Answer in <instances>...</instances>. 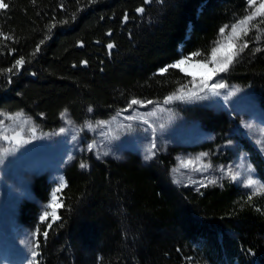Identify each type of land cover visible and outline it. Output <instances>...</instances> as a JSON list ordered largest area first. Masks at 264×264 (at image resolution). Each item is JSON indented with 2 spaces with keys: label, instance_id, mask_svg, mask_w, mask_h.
<instances>
[{
  "label": "trees",
  "instance_id": "trees-1",
  "mask_svg": "<svg viewBox=\"0 0 264 264\" xmlns=\"http://www.w3.org/2000/svg\"><path fill=\"white\" fill-rule=\"evenodd\" d=\"M6 2L0 30L13 39L0 38V120L3 112L20 110L48 130L63 122L65 110L80 122L108 118L133 98L158 103L190 87L191 75L160 69L197 51L201 55L192 58L207 59L219 29L250 7L247 0ZM138 7L145 12L137 13ZM254 32L263 36L257 40ZM244 40L248 48L223 78L252 91L264 109V30L253 28ZM20 57L25 64L13 67ZM187 110L215 133L196 148H213L235 122L225 109ZM241 144L264 181V158L246 137ZM178 152L171 146L149 162L133 151L122 159L89 157L85 169L80 159L68 164L61 219L48 229L46 242L40 236L42 263L264 264V193L249 199L231 181L178 184L171 175ZM45 185L38 174L33 190L42 202L48 200ZM38 212L36 202L25 201L20 219L32 225Z\"/></svg>",
  "mask_w": 264,
  "mask_h": 264
},
{
  "label": "rangeland",
  "instance_id": "rangeland-1",
  "mask_svg": "<svg viewBox=\"0 0 264 264\" xmlns=\"http://www.w3.org/2000/svg\"><path fill=\"white\" fill-rule=\"evenodd\" d=\"M258 3L259 0L257 6ZM254 7L250 6L248 12ZM260 29L264 30L263 24L260 25ZM254 33L256 36H263L262 32ZM228 34L229 29H226L223 37L220 35L217 41L223 44ZM240 40L237 41L238 44ZM183 57L189 58L185 67L196 76L195 80L191 76L190 87L177 92L184 99L169 103H164L163 100L151 104L141 100L144 101L143 104L133 105L131 108L127 106L108 118L95 120L90 118L82 122L73 119L70 112L66 111V115L62 117L63 122L52 130L43 129L32 115L24 111L2 113L3 124H0V130H4L9 136L19 133L22 140L17 144L0 139V264H30L32 259L30 241L34 242L31 234L37 227L43 232L46 224L51 222V218L44 222L39 218L50 202L51 193L56 188L59 177L63 176L67 182L65 167L76 159H80V163L82 161L87 163L89 168V157L122 159L128 152L133 151L145 162H149L154 156L148 160L144 157L148 154L147 148L151 140L155 139L157 147L153 151L156 153H166L169 147L178 146L177 160L171 168L172 178L178 184L200 187L221 185L231 181L250 194L253 190L244 187L242 181L251 175L253 179L264 182L258 176L249 152L241 144V138L246 137L264 158V134L260 132V129L264 128V109L255 94L237 84L227 82L223 78L224 73L215 75L208 82L209 87L201 88L200 77L207 75V70L190 66L207 59L196 60L192 56H182L179 59ZM212 67L209 62L208 68ZM221 80L225 87L219 89L220 95H213L211 84L219 83ZM229 93L234 94L229 95ZM191 106L228 110L235 118L229 136L213 148H196L202 143L213 141L215 133L204 128L200 121L195 119L196 117L189 114L187 108ZM128 116L140 117V119L129 120ZM144 120L148 123H144ZM99 121L109 123L98 127ZM88 123L92 124V129L86 127ZM245 124H251L252 128H246ZM128 125L131 127L129 128ZM61 128L65 129L63 133L60 132ZM258 140L261 143L258 144ZM93 142V151H81ZM3 148H8L10 151L5 154ZM105 152L107 155H104ZM201 153H208V156L196 159ZM69 156L72 157L71 160ZM241 157H244L243 161ZM181 160H190L192 164L184 167L180 163ZM241 163L244 167H237ZM248 164L253 166L254 173L246 171ZM202 165H209L207 171L195 170ZM228 165H232L234 173H240L237 180H232L219 171L221 166L227 169ZM41 173L46 177L45 187L48 193V200L44 202L40 201L33 190V181ZM212 179H216L217 182L210 184L209 181ZM263 193L264 189H261L253 196L259 198ZM58 195L62 201L63 190ZM25 201H33L39 205V212L32 225L25 224L20 219L22 204ZM37 251L40 252V247ZM38 259L43 264L41 255ZM198 264L207 263L198 262Z\"/></svg>",
  "mask_w": 264,
  "mask_h": 264
},
{
  "label": "snow or ice",
  "instance_id": "snow-or-ice-1",
  "mask_svg": "<svg viewBox=\"0 0 264 264\" xmlns=\"http://www.w3.org/2000/svg\"><path fill=\"white\" fill-rule=\"evenodd\" d=\"M33 2H35V0H33ZM151 2H152V0H145L146 4L151 3ZM161 2H162V0H161ZM247 3L249 6H255L251 12H248L246 15H244L243 17L238 19L236 21V23L232 24L231 26L224 25L223 27H221L219 29V33L222 37L225 33V30L229 29V34L225 38V42L223 44H221L220 41H217L216 46L210 49V55L208 56L207 60L200 61L197 64L190 66V67H196V68L207 70L208 74L200 77V87L201 88L209 87L208 82L210 80H212L215 75L227 72L229 70V67L232 65L233 61L236 59V57L239 56V54L241 52H243L245 48H248L249 42L247 40H244L240 44L237 43V41H239L241 39V37L248 36L253 28H255L257 31H261L260 25L264 24V0H259L258 6H257V0H247ZM8 8H9V3H7L6 0H0V9L6 10ZM136 12L137 13H144L145 8L144 7H138L136 9ZM128 18L129 17L127 16V14H125V16L123 17L124 21H127ZM253 21H256V23L253 24L252 23ZM52 27H55V24H53ZM0 38H2L5 41L13 39V37L10 34H6L2 30H0ZM256 39L258 40L259 36H257ZM41 43H43V41H41ZM107 47L109 49H111L114 47V45L110 43L107 45ZM36 51H39V46H37ZM255 51H260V49H255ZM200 55H201V53L199 51L192 53V56H200ZM188 60H189L188 57H183V58L177 60L175 63L168 65L164 68H161L160 73L161 74L166 73L169 68H178L182 72H187L188 75L193 76V79L195 80L196 79L195 73L189 71L188 67H185V65L188 64ZM209 62L213 65V67L210 69L208 68ZM83 63L86 64L87 61H84ZM24 64H25L24 58L20 57L19 59L15 60L13 67H22ZM12 70H13V68L10 67V68L6 69L5 71L10 73V72H12ZM210 87L212 90V94L218 96V95H220L219 89H223L225 87V84H224L223 80H221L219 83L211 84ZM231 94H234V93H229V95H231ZM200 98H204V97H200ZM178 99H184V97L178 95L177 92H173L171 95H169L168 97L165 98L164 103H169V102H172V101L178 100ZM225 99H227V96L225 97ZM143 103H144V101L133 98L132 100L129 101L128 107L131 108L133 105L143 104ZM147 103L151 104L153 102L147 101ZM91 111H92V109L89 108V112H91ZM17 115H19V113H17ZM62 115H66V110H65V113ZM148 115H154V113H148ZM113 119H115V117H113ZM127 119H129V120L140 119V117L128 116ZM108 123H109L108 121H99L97 126L98 127L105 126ZM144 123H148V121L144 120ZM0 124H3L2 120H0ZM244 126L246 128H252L251 124H245ZM86 127H88L89 129H92V124L88 123V124H86ZM128 127L130 128L131 125H128ZM161 127H163V126H161ZM64 131H65L64 128L60 129L61 133H63ZM260 132L262 134H264V128L260 129ZM73 138L75 139V137H73ZM0 139L4 140L6 142H10V143L16 142L17 144H19L22 140V137L19 133H16L12 136H9V135L5 134L4 130H0ZM229 143H231V142L229 141ZM257 143L259 144L261 142L258 140ZM156 147H157L156 141H155V139H152L150 142V145L147 148L148 154L145 155V157H144L145 160L151 159L153 156L156 155V152L153 151V149H156ZM93 149H94V142L89 143L87 145L86 149H81V151H93ZM2 151H3V153L6 154L10 150L8 148H3ZM104 155H107V153L105 152ZM206 156H208V153H201L200 156L197 157L196 159H200L201 157H206ZM71 159H72V157L69 156V160H71ZM243 159H244V157H241L242 161H243ZM180 163L184 167H189L192 164V162L190 160H181ZM79 166L82 169H85L88 167L87 163H85L83 161L80 163ZM208 167H209V165H202L201 168L195 169V170L207 171ZM237 167L243 168L244 165H243V163H241ZM219 171L224 176H229L232 180H237V178L240 176L239 172H235V173L233 172L232 165H228L227 169H225V166H221L219 168ZM246 171L248 173H254L255 169L253 168V166L251 164H248ZM216 182H217L216 179H212L209 181L210 184H215ZM242 184L244 187H247V188H250L253 190L249 195V199H251V197L253 195H256L257 193H259L261 191V189H264V182L253 179L251 175H249L246 180L242 181ZM202 186H206V185H202ZM66 187H67V182L65 181L64 177L63 176L59 177L57 186L51 193L50 202L48 205H46V210L43 211V213L41 214V216L39 218L41 222L48 221L49 218H51V222L46 224V228L43 232H41L40 228L37 227V229L31 234L32 238L34 239V242L30 241L31 258H32L30 261V264H41V261L38 259V257H40V255H41V253L39 251H37V249H39V247H40L39 237L42 236L44 238V241L46 242L48 235H49L48 229H51L53 224L56 221H59L61 219V216L58 214V210L63 208L65 205L61 201L58 193H60Z\"/></svg>",
  "mask_w": 264,
  "mask_h": 264
}]
</instances>
